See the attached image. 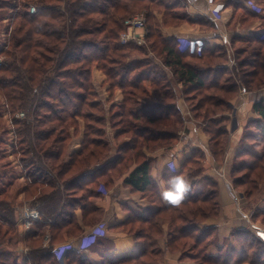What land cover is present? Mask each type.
Segmentation results:
<instances>
[{"label": "trees", "instance_id": "16d2710c", "mask_svg": "<svg viewBox=\"0 0 264 264\" xmlns=\"http://www.w3.org/2000/svg\"><path fill=\"white\" fill-rule=\"evenodd\" d=\"M34 2L38 11L32 14L29 3L24 4L16 14L9 34L7 30L8 36L0 51L11 58L0 65V94L8 108L14 113L34 110L40 116L38 110H51L53 105L47 123H43L40 117L35 123L25 118L13 121L20 146L14 153L21 154L20 161L29 174L23 188V199L30 208L37 209L43 215L42 220L35 222L25 233L28 248L25 264H59L54 246L65 234H79L82 231L75 214V209L81 205L77 196L81 195L82 199L88 201V196L93 195L101 184L107 186L112 177L127 172L134 160L137 166L125 178V183L133 191L151 197L157 205L154 218L145 219L139 227L138 231L145 239L160 234V224L169 221L179 229L169 238L168 247L172 251L185 250L188 257L198 264H241L245 261L264 264V243L253 236L241 239L243 248L238 256H234L233 252L220 256L208 255L207 249L214 240V229H202L199 224L218 213L215 191L188 192L179 206L164 205L150 173L152 159L149 157L154 148L171 143L177 137L175 131L182 111L178 106L180 93L175 88L176 83L180 82L190 85L192 93L185 92L181 96L197 118L202 115L206 119L208 127L205 128L212 136L211 153L217 162L223 161L228 130L225 123L227 118L222 114L228 110V100L240 88L255 90L264 87V64L255 59L260 57V52L253 54L251 59L239 61L241 67L254 66L252 71H246L247 78H242V85L227 84L220 80L225 69H213L214 64L227 61L225 49L203 51L199 58L206 67L190 66L186 61L190 54L178 49L176 38H164L160 23L152 12L148 14L147 45L120 43L124 20L132 16L141 4L164 5V25L191 21L179 13V4H168L163 0ZM230 2L237 8L241 6ZM101 35L105 39L115 40L113 47L110 44L101 46L89 40L91 36ZM251 40L253 44L264 47V39ZM127 48L143 52L144 57L126 63L121 67L122 72L117 74L107 65V62L114 60H108L107 53L109 50L116 53ZM71 63L81 65L71 70L67 67ZM93 64L103 71L109 81L113 80L109 86L110 98L115 89L123 91V101L111 105L107 114L104 103L97 99L98 91L90 82ZM117 76L120 79H116ZM85 81H89V84H85ZM148 82L149 87L144 85ZM75 85L79 91H75ZM37 91L46 99L40 97L36 102ZM254 110L264 119L263 99L255 102ZM216 115L221 116L218 121ZM78 118L85 121L84 140L81 149L68 158L66 150L71 139L70 130L78 129ZM49 123L53 125L39 129ZM212 123H217V127L210 129ZM107 126L118 129L116 137L128 139L118 150L117 156L109 161L107 158L112 146L107 141ZM257 139V145L262 146V155H251V161L241 163L232 174L235 187L243 190L248 197L258 196L257 184L264 180V134L260 138L257 136ZM99 164L101 167L90 173L89 170ZM204 168L203 152L194 150L181 171L171 169L167 182L186 170L193 174ZM11 192L10 188L0 191V221L8 232L15 235L19 209L24 202L14 205ZM86 207L87 204L84 210ZM87 209H92L91 205ZM48 218L54 222L49 223ZM148 222L151 224L147 227ZM47 230L50 231L51 241L50 246L44 248L43 239ZM188 246L189 250L186 249ZM154 257L155 253L147 248L136 258L106 264H151ZM67 259L71 264H90L77 251L70 252Z\"/></svg>", "mask_w": 264, "mask_h": 264}, {"label": "crops", "instance_id": "0c3cea01", "mask_svg": "<svg viewBox=\"0 0 264 264\" xmlns=\"http://www.w3.org/2000/svg\"><path fill=\"white\" fill-rule=\"evenodd\" d=\"M230 1L241 5L240 8L231 4ZM218 3H223L224 8L220 19L216 20L212 15V8ZM168 4H179L181 7L179 13L183 16L186 15L193 22L185 21L179 25H164L162 24L163 14H154L160 23L161 34L169 40L181 36L201 38L205 41L203 51L212 52L216 48L225 49L227 61L214 64L213 69L220 70L234 66V47L238 42L245 41L253 44L251 39H264V0H171ZM210 23L212 27H210ZM254 45L252 46L254 47ZM250 51L252 52V49ZM202 52L189 53L187 63L197 68L206 67V64L199 58ZM93 75L104 85L106 77L102 71L97 70L93 72ZM170 75L173 77L172 73ZM223 75L221 74L220 78ZM189 86L180 82L176 83L175 90L180 93L178 106L182 111L181 121L175 131L177 137L171 143L160 145L151 151L149 154L152 159L150 173L154 184L161 193L169 186L167 179L171 169H174L175 172L181 171L193 151L201 150L205 157L204 170L195 171L193 174L186 170L180 176L190 182L188 192L215 191L218 213L199 224L202 229H214V240L209 245L207 254L220 256L233 252L234 256H238L243 248L242 238L253 236L264 243V180L257 184L258 196L248 197L243 190L235 187L232 175L233 170L239 168L241 163L246 162L251 155L258 157L262 155L261 145H257V136L260 138L264 134V119L254 110V104L256 101L264 100V87L255 90L240 88L228 100V110L222 114L227 118L225 123L228 130L224 158L223 161L217 162L211 153L212 136L210 132L198 122L196 115H191L185 99L181 96L185 92L191 91ZM108 87L109 85L105 86L103 92L105 95L102 100L107 102L105 106L109 108L113 104L122 102L124 95L123 91L118 88L113 91V96L110 98ZM78 123V129L70 130L68 158L81 149L84 140L85 121L78 118ZM105 131L107 141L112 146L111 153L107 158L109 161L117 156L118 150L128 139L116 137L118 129H112L110 126H107ZM171 165H175V167H170ZM136 166L137 162L134 160L127 172L118 177H112L107 186L101 184L93 195L88 196V201L85 198L82 199L81 195L77 196L76 199L80 200L81 205L75 209V214L82 231L79 234H65L59 244L64 241L65 243L72 241L75 247L74 251H77L90 264H106V262L136 258L147 248L155 253L151 264H198L188 257L185 250L172 251L168 247L169 238L174 236L179 229L169 221L160 224V234L147 239L138 231L145 219L154 218L157 205L151 197L133 191L125 183V178ZM99 167L101 164L91 168L90 173ZM104 189L108 190L106 194L103 192ZM232 189H235L238 194V201L234 199ZM23 197L24 192L22 191L20 200H23ZM162 202L164 205H168L163 199ZM85 204L88 208L90 205L92 207L89 211L86 210L87 207L85 208L87 215L84 210ZM151 222H148L147 227ZM98 223L106 224V235L89 249L78 250L76 245L79 237ZM59 264L71 263L66 256L65 259L59 261ZM241 264L253 263L245 261Z\"/></svg>", "mask_w": 264, "mask_h": 264}, {"label": "rangeland", "instance_id": "374dc122", "mask_svg": "<svg viewBox=\"0 0 264 264\" xmlns=\"http://www.w3.org/2000/svg\"><path fill=\"white\" fill-rule=\"evenodd\" d=\"M88 2H92L93 0H86ZM165 3L170 2L171 0H163ZM25 3H29L28 7L35 6L38 9V6L35 4L34 0H0V51L5 45L6 38L8 34L11 32V26H13L14 21L16 19V14L18 11H20ZM150 12L154 14H163L165 13V7L164 5H156L149 2L143 3L140 6H138L135 9V12L132 15L135 14H145L147 21H148V14ZM131 16V15H130ZM87 26H90V24H87ZM8 30V34L6 33ZM89 40H94L95 42L99 43L101 46L104 44H110L112 47L115 43V40L113 39H105L103 35L99 37L91 36L89 37ZM253 44L246 43L245 41H240L236 44L234 47V66L232 68H223L225 69V73L223 77L220 79L222 82H225L227 84H238L242 85V78H247V72L248 70H253L254 66H245L241 67L239 65V61L243 59H251L253 57V54L260 52V57H257L255 59L260 61V64H264V47L261 48V46L254 45ZM252 49V52L250 51ZM240 50H243L240 52ZM245 51V52H244ZM145 52H149V50H145ZM239 52V53H238ZM108 60H111V63L107 62V65L109 68L114 69L115 72L121 73L123 67L126 63L130 64L134 60H140L143 59L144 53L141 51H137L135 49H128L127 50H119L116 53H114L112 50L108 51ZM124 55V56H123ZM0 58L2 62L11 60L10 56L2 55L0 53ZM255 60V61H257ZM110 62V61H109ZM3 64V63H2ZM81 64H70L67 66L71 70H76ZM90 66V65H89ZM67 68V69H68ZM101 71L96 64H93L92 67V73L90 75L92 86L95 90L99 91L98 100L101 103H105V101L102 100L104 98V89L106 85L110 86V82L113 80L107 79V76L105 75V82L104 85L101 84L98 81V78L96 76L94 77L93 72L95 71ZM103 72V71H102ZM115 79V78H114ZM116 79H120L118 76ZM119 81V80H117ZM85 84H89V81H85ZM256 84V81L254 82V85ZM145 86L149 87V82L144 84ZM246 85V83H245ZM247 86V85H246ZM75 91H79V87L75 85L74 87ZM109 89V87H108ZM46 97L42 96L40 94V91H37L36 94V102H39V98ZM59 97V96H58ZM49 99V98H47ZM52 101V100H50ZM195 102V101H194ZM35 105V104H34ZM188 106L189 111L191 112L192 116H195L194 112H192V109L190 110ZM106 108V114L108 112V106H105ZM53 109V105H52ZM52 109H41L38 110V114L40 116L36 115L34 110H21L19 112H12L11 108H8V105L6 104L5 99L0 94V191H2L4 188H10L11 189V201L14 205H17L19 203L22 204V201L24 202L23 205L27 204L26 206L29 207V203L27 201L20 200L21 192L23 191V188L25 187L28 177V169L24 167V163H22L21 160V154L14 153L15 149H19L18 141H17V133L15 132V126L13 124L14 119L17 120V118L20 119H30L31 122L35 123L36 119L40 117V120L44 123H47L48 117L52 114ZM87 110H90L89 108ZM20 113H24L23 116H20ZM97 115L98 113L95 112ZM216 121L219 120V116L216 115ZM198 122L201 123L204 127H208L206 119L201 115L198 117ZM208 119L207 121H209ZM53 125V124H43L41 128L39 129H45L46 127ZM17 127V126H16ZM217 127V123H212L209 125L210 129H214ZM17 129V128H16ZM262 149V146H261ZM67 153V150H66ZM65 153V154H66ZM67 156V155H66ZM251 161L250 158H248L246 161ZM255 177V176H254ZM22 207V205L20 206ZM18 227V226H17ZM15 235L11 232H8L7 227L3 225L0 221V264H25V252L24 250L28 249L26 247V241L24 239L25 234L22 230L17 228ZM15 237V238H14ZM10 239H13L11 241ZM188 246L186 249L189 250ZM20 254H18V252ZM196 251V250H195ZM23 252V253H22ZM4 253V254H2ZM197 253V252H195Z\"/></svg>", "mask_w": 264, "mask_h": 264}, {"label": "built area", "instance_id": "2783aa9c", "mask_svg": "<svg viewBox=\"0 0 264 264\" xmlns=\"http://www.w3.org/2000/svg\"><path fill=\"white\" fill-rule=\"evenodd\" d=\"M224 8L223 3L215 4L212 8V15L214 19H220L221 12ZM30 13L34 14L38 11L37 7L31 6L29 8ZM124 30L120 35V43L123 45H128L130 43H134L138 46L147 45V34H148V25L147 18L145 14H135L124 20ZM176 41L178 44V49L181 52H188L190 54H198L203 51L205 46V41L201 38H189V37H176ZM2 60L0 58V65H2ZM24 113H20V116H23ZM174 170V169H173ZM106 194L108 191L103 190ZM233 197L236 201L239 200V196L236 193L235 189H232ZM43 215L35 208L27 207L25 204L22 205L19 209L17 226L23 233H27L32 225L35 222L41 221ZM49 223H53V219L48 218ZM107 233V227L105 223H98L92 227H90L85 233H83L79 239L77 240L78 244L76 245L78 250H86L91 246L97 243V241L105 236ZM51 234L50 231L47 230L43 239V247L47 248L50 246ZM75 247L72 241L56 244L54 246V253L58 261H62L66 258L69 252L74 251ZM28 249L23 252H27ZM22 252V253H23Z\"/></svg>", "mask_w": 264, "mask_h": 264}, {"label": "clouds", "instance_id": "9594fccd", "mask_svg": "<svg viewBox=\"0 0 264 264\" xmlns=\"http://www.w3.org/2000/svg\"><path fill=\"white\" fill-rule=\"evenodd\" d=\"M170 167H175L171 165ZM168 187L161 192V197L166 203L179 206L184 200L186 193L189 191L190 182L183 176L177 175L172 177L168 182Z\"/></svg>", "mask_w": 264, "mask_h": 264}]
</instances>
